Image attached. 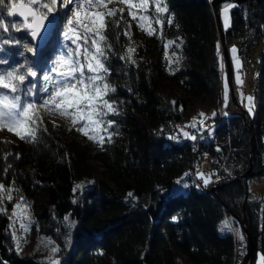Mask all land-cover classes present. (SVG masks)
Segmentation results:
<instances>
[{"label": "trees", "instance_id": "16d2710c", "mask_svg": "<svg viewBox=\"0 0 264 264\" xmlns=\"http://www.w3.org/2000/svg\"><path fill=\"white\" fill-rule=\"evenodd\" d=\"M211 1L166 0L172 25L165 20L162 36L134 41L137 57H151L142 64L128 61L122 48L124 29L108 18L112 26L105 35L112 48L107 79L115 88L108 98L116 102L119 114L108 117L116 122L114 134L98 153L77 135L66 136L41 108L47 131H40L37 142L0 137V184L15 189L10 201L5 197L0 202V264H48L50 256L60 264H233L235 237L239 233L245 238L242 224L254 242L252 264L258 252L264 253V184L259 193L249 187L252 179H264V0L231 1L230 27L224 31L238 41L231 46L248 77V67L254 65L247 88L253 98V113L247 109L251 127L240 109L225 107L226 68ZM0 19L21 22L6 12ZM58 26L43 46L23 32L0 34V39H21L18 47L5 46L0 58L34 67L38 102L43 98L40 67L59 44ZM167 40H177L185 58V65L171 71L158 59ZM203 105L211 111L204 113ZM213 112L216 116L204 122L211 126L209 138L201 136L197 143L184 138L183 131L204 132L185 126L194 118L201 120L200 113L211 117ZM6 153L12 155L5 159ZM94 160L103 167L101 178L93 175ZM193 175H211L214 187L200 190ZM21 197L30 205L38 237L58 248L57 253L17 251L5 210Z\"/></svg>", "mask_w": 264, "mask_h": 264}, {"label": "snow or ice", "instance_id": "6c2138e0", "mask_svg": "<svg viewBox=\"0 0 264 264\" xmlns=\"http://www.w3.org/2000/svg\"><path fill=\"white\" fill-rule=\"evenodd\" d=\"M113 2L114 0H0V15L6 12L9 18L17 15L22 18L21 22L11 24L4 19H0V34H7L10 31L23 32L25 35H30L33 44L42 32L57 26L59 23L57 16L59 9H67L63 13L67 19L61 31L62 48L58 58L52 62V66L48 69L51 74L43 76L44 83L40 87V92L49 94L42 101L38 102L34 99L37 89L35 80L38 75L34 67L28 63L11 64L7 57L0 58V66L8 65V67L0 70V128L6 127L9 132H13L20 140L35 143L39 139L40 131H47L46 128H43V120L39 115V109L44 108L55 110L61 117L70 119L71 125L77 132L90 141L97 143L101 148L104 147L105 143H111L114 133L109 129H113L116 122L107 119V117L118 115L119 111L116 102L108 98L110 93L115 92V88L107 80L110 74V69L107 66L108 53L111 51L112 46L108 43L105 32L112 26L108 20L109 17H116L119 12V19L114 22L117 28L121 27L125 17L124 9L117 10L113 8L108 11H99V9L107 8V5ZM118 2L127 6V15L136 21L137 27L149 36L156 34V29L152 27L153 24L159 25L160 35L162 36L165 20L169 26L173 23L166 0H118ZM69 5H71V8L68 7ZM150 6L155 7L154 16L147 14ZM85 7L95 8L97 11L94 14L87 13L84 12ZM69 12L71 15H68ZM224 17L225 28L227 29V9ZM130 33L131 25H128L125 27L123 35L131 40ZM174 43V41H168L165 47L167 48ZM20 45V38L4 35L0 39V53L5 51V46L18 47ZM176 47L179 48L180 45L176 44ZM217 47L219 50V45ZM23 48L28 53L35 54L34 47L29 43H24ZM134 51L135 48L133 47L127 49V59L132 63H135L132 60ZM231 53L236 65L235 82L239 87L243 83L239 74L242 64L237 56L235 46L231 49ZM20 54L23 55V53ZM173 56H176L175 52H173ZM121 59L123 60L125 57L121 56ZM173 62L178 65L180 57L177 56L175 61L170 60L169 65ZM223 94L225 107H227L229 98L227 77L224 78L223 82ZM247 99L249 102L248 110L252 114L253 98L248 97ZM199 115L202 117L199 125L194 118L192 123L185 127L204 129L208 131L209 135H212L211 126H205L204 122L215 117L216 113L213 112L211 117L206 116L204 113ZM183 136L185 139L193 141L197 139L195 134L187 131H183ZM169 138L176 139V137ZM217 150L219 151V149ZM10 155L12 153H6L5 159ZM16 158L19 159L18 154H16ZM5 171H8V169H5ZM210 182L209 179H204L205 186ZM80 187V185H77V188ZM13 191H15L14 187L5 189L4 185L0 184V202L5 197L10 201L13 198ZM29 208L30 205L24 203L23 197H21L20 202L13 207L12 213L14 217L19 215L22 221H27V223L21 222L20 224V228L25 233L30 230L32 223ZM3 210L0 208V211ZM68 219V217H65V221H68ZM222 230L233 231L235 229L222 226ZM238 235L240 240L243 241L242 234L238 233ZM12 236L19 252L20 244L15 232L12 233ZM49 244H51V241H49ZM51 252L53 254L57 253L58 248L52 247ZM48 264H60V262L49 260ZM260 264H264V256H261Z\"/></svg>", "mask_w": 264, "mask_h": 264}, {"label": "rangeland", "instance_id": "374dc122", "mask_svg": "<svg viewBox=\"0 0 264 264\" xmlns=\"http://www.w3.org/2000/svg\"><path fill=\"white\" fill-rule=\"evenodd\" d=\"M251 1H254V0H248L247 2H251ZM68 7L71 8V5H69ZM232 7H233V3L231 1L230 2H226L221 7V9L219 11L220 27H221L222 31H227L229 29V27H230V11H231ZM113 8H115L117 10L124 9V17L125 18H124V20H123V22L121 24L123 29H125L126 26L131 25V33H130L131 40H129V38L126 37V40L124 41V44L122 45V48H123L125 53L128 54L127 49L129 47H133L134 48V41L135 40H137V39L138 40H143L145 38L148 39V38H152L153 37V36L147 35L144 31H142L140 28L137 27L136 21L132 20L131 17H129L127 15V11H128L127 6L122 4V3H119L118 0H114L113 3L107 5V8H101V9H99V11H108V10L113 9ZM226 9L228 10V27H227V29L225 28V17H224V13H225ZM66 10L67 9L60 8L59 12L57 13V16H58V19H59V23H58V25H59L58 26L59 34H58V36H59L60 41H59V44H57L54 47V50L44 59V62L42 64V66L40 67V71H39V83H40V86H42V84L44 83L43 76L45 74H49V75L51 74V73L48 72V69L52 66V62L55 59L58 58L60 50L62 48L61 31L63 29V25L66 24L67 17H65L63 15V13ZM96 11H97V9H95V8H89V7H85L84 8V12H87V13L94 14ZM134 11H135V9H134ZM147 14L154 16L155 15V7L154 6H150ZM68 15H71V13L69 12ZM114 18L116 20L119 19V12L117 13V16L114 17ZM146 26H147V24H146ZM152 27L156 29V33L157 34L160 33L159 25L153 24ZM168 41H174L175 43L170 45V46H168L167 48L164 47L165 48L164 49V53L158 59L159 60H165L166 63H164V65H166L167 70L171 71V70H173L174 68H176L178 66L185 65V58L183 57L182 53L180 52V49L176 47V44H178L179 42L177 40H167L165 42V44ZM232 42H238V41L236 39H228L226 37V35H225V43L228 46L229 58H230L231 65H232V75L234 77V80L232 81V86H233L237 101H240V102L244 103V106L246 107L245 109L247 110L249 108V102H248L247 98L251 97L249 92H248V90H247V88H248L249 83H251L253 81V79H254V65L251 63L249 65V67H248L249 68L248 72L250 74L249 77L246 74L247 72L243 69V67L240 68L239 74L241 76V79H242L243 83H242L241 86L238 87L236 82H235V77H236V74H237L236 70H235L236 69V65L234 63V60L232 58V53H231V49L233 48V46H231ZM173 52L176 53V56H173ZM136 53H137V51L136 52L134 51L132 53V60H134V61L136 60L137 64L147 63L151 59L149 54L148 55L144 54L142 56H138L137 57ZM177 56L180 57L179 64L177 65L175 62H173L171 65H169V61L170 60L171 61H175ZM225 77H227L226 73H225ZM108 83H109V81H108ZM244 88H246V89H244ZM48 95H49L48 93H43V98L47 97ZM243 99H246L245 102H243ZM229 102H230V88H229V98H228L227 105H229ZM252 103H253V101H252ZM41 109H42L44 115L49 120H51L56 126H58L64 132V134L66 136H70L72 134H75V135L78 136L79 139H81L83 141V143L89 148V150L91 152L98 153L100 151L101 147L97 143H94L93 141H90L87 137H85L84 135L80 134L79 132H77L75 130V128H73V126L70 123V119H66L64 117H61L55 110H48V109H44V108H41ZM201 110L204 111V113H209L211 111L209 108H207L206 105H203ZM107 119H108V117H107ZM196 121H197V124H198V122L200 120L196 119ZM205 126H207V125L205 124ZM77 127H79V125H77ZM109 131H111V129H109ZM101 134L102 135H106L104 133H101ZM3 136H7V137H9V138H11V139H13L15 141L19 140V138L13 132H9L6 127L0 128V137H3ZM202 162H204V161H202ZM91 163H92V166H93V175L95 176V178H101L102 170H103L101 162L99 160H94ZM210 178H211V175H209V179ZM260 181H262V182L260 183ZM263 184H264V179L260 180L259 178H254V179L251 180V183H250L249 187L252 190V193H259L262 190V187H263L262 185ZM258 188H261V189H258ZM16 204H14V206ZM13 207L10 208V209H6L5 211H6L7 216L9 217V220H10V225H11L10 226V232H11V234L13 232H15L16 237L19 240V244H20L19 253H21V254H30L31 255V254H34V253H40V252L41 253L42 252L46 253L47 252V253H50V254L53 255V253L51 252V248L52 247L47 246L45 244L46 241L40 240V238L38 237L37 233L35 232L34 220H33L31 211L28 209V211L31 214L32 223H31V226H30V230L27 233H25L23 231V229L20 228V224H21V222L27 223V221L26 220L22 221V219H21V217L19 215L14 217L12 215ZM14 243H15V247L17 249V244H16V242H14ZM261 256H264V253L263 252H258L256 260H255V264H260ZM50 260H57V258H54L53 256H50Z\"/></svg>", "mask_w": 264, "mask_h": 264}, {"label": "water", "instance_id": "95a60500", "mask_svg": "<svg viewBox=\"0 0 264 264\" xmlns=\"http://www.w3.org/2000/svg\"><path fill=\"white\" fill-rule=\"evenodd\" d=\"M226 1H234L236 3L243 4V3L247 2L248 0H212L210 2V6H211L212 13H213V16H214V19L216 22L217 30L219 32V40L221 42L220 44H221L222 56H223V60L225 62L226 76H227L229 88H230L229 105H233V106L237 107L238 109H240V112L244 116V119L249 123V125L251 127V120L248 117V111L246 109H244L238 103L234 89H233V86H232V76H233L232 75V65H231V61L229 58L228 46L225 43V32L222 31V29L220 27V16H219V11H218V6L220 3L226 2ZM259 1L260 0H256V2H259ZM15 18H18L22 21V18L19 17L18 15L11 18V19H15ZM56 27L42 32L41 36H39L37 38V41L34 44L39 45V46L45 45L47 43V41L49 40L52 31H54ZM30 39H31V37H30ZM242 231L244 232L245 237H246V253H245V259L243 260V264H252V261H253L254 256H255L254 255V250H255L254 242H253V239H252L250 232L248 231V229L245 227L244 224H242Z\"/></svg>", "mask_w": 264, "mask_h": 264}, {"label": "built area", "instance_id": "2783aa9c", "mask_svg": "<svg viewBox=\"0 0 264 264\" xmlns=\"http://www.w3.org/2000/svg\"><path fill=\"white\" fill-rule=\"evenodd\" d=\"M179 127H182L181 125ZM188 130H190L189 128H187ZM192 133H194V131H191ZM197 136V139L195 141L191 140L192 143H197L199 141V139L201 138V136H204L206 138H209V134H208V131H204V132H201V133H198V134H195ZM193 178L197 180V184L199 186H203V181L204 179L203 178H199L197 179L195 175H193ZM216 178L213 177V181L215 180ZM235 257H236V262L238 260L239 261V264H242V259L243 257L245 256V252H246V239L243 237V241L240 240L239 236L235 237Z\"/></svg>", "mask_w": 264, "mask_h": 264}, {"label": "bare ground", "instance_id": "6f19581e", "mask_svg": "<svg viewBox=\"0 0 264 264\" xmlns=\"http://www.w3.org/2000/svg\"><path fill=\"white\" fill-rule=\"evenodd\" d=\"M52 33H53V31H52ZM51 33V34H52ZM208 188V187H214V185L213 184H207V186H205V185H203V186H199V188H200V190H204V188ZM213 190V191H212ZM211 192L213 193L214 192V188H212L211 189ZM245 239H246V237H245ZM245 259V256L243 257V259H242V261ZM239 261L240 260H238L237 262H236V257L234 258V263L233 264H239ZM242 264H243V262H242Z\"/></svg>", "mask_w": 264, "mask_h": 264}]
</instances>
